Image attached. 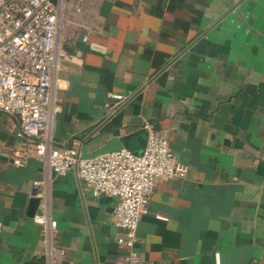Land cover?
<instances>
[{"label": "crops", "instance_id": "crops-1", "mask_svg": "<svg viewBox=\"0 0 264 264\" xmlns=\"http://www.w3.org/2000/svg\"><path fill=\"white\" fill-rule=\"evenodd\" d=\"M53 80V146L113 138L142 154L149 126L184 179L155 186L136 249L147 264H264V0H68ZM0 111V264H118L117 199L54 174ZM20 158L21 165L14 161Z\"/></svg>", "mask_w": 264, "mask_h": 264}, {"label": "built area", "instance_id": "built-area-1", "mask_svg": "<svg viewBox=\"0 0 264 264\" xmlns=\"http://www.w3.org/2000/svg\"><path fill=\"white\" fill-rule=\"evenodd\" d=\"M68 0H0V111L18 121L17 136L35 142V153L47 161L50 170L66 175L76 169L79 178L95 198L117 199L116 226L125 231L119 239L127 254L118 264H147L136 249L139 223L147 212L151 194L159 181L184 179L168 139L149 126L148 142L142 154L126 149L83 159L76 146H53L51 129L60 109L53 105V80L61 51L59 43ZM14 163L21 165L17 158ZM42 227L49 248L50 264L57 222L45 209L33 217Z\"/></svg>", "mask_w": 264, "mask_h": 264}, {"label": "water", "instance_id": "water-1", "mask_svg": "<svg viewBox=\"0 0 264 264\" xmlns=\"http://www.w3.org/2000/svg\"><path fill=\"white\" fill-rule=\"evenodd\" d=\"M126 149V146L119 138H113L110 141H108L106 144H104L102 147H99L93 152L89 153H83L82 158L83 159H93L100 155L109 154L113 152H119ZM40 198H37L35 195L30 201V207L28 210V215L30 217H34L38 211V207L40 205Z\"/></svg>", "mask_w": 264, "mask_h": 264}, {"label": "trees", "instance_id": "trees-1", "mask_svg": "<svg viewBox=\"0 0 264 264\" xmlns=\"http://www.w3.org/2000/svg\"><path fill=\"white\" fill-rule=\"evenodd\" d=\"M28 264H36V261H32L31 263H28ZM40 264H44V261H42Z\"/></svg>", "mask_w": 264, "mask_h": 264}]
</instances>
